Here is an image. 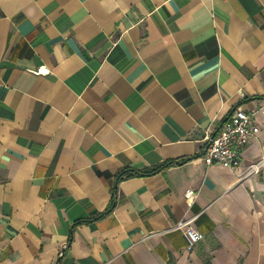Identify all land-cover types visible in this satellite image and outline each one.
<instances>
[{
	"label": "crops",
	"instance_id": "obj_1",
	"mask_svg": "<svg viewBox=\"0 0 264 264\" xmlns=\"http://www.w3.org/2000/svg\"><path fill=\"white\" fill-rule=\"evenodd\" d=\"M235 108L260 132L207 165ZM251 161L264 0H0V264H264Z\"/></svg>",
	"mask_w": 264,
	"mask_h": 264
},
{
	"label": "built area",
	"instance_id": "obj_2",
	"mask_svg": "<svg viewBox=\"0 0 264 264\" xmlns=\"http://www.w3.org/2000/svg\"><path fill=\"white\" fill-rule=\"evenodd\" d=\"M260 132V126L253 114L235 108L233 112L222 120L215 131L205 135L203 159L207 165L218 164L224 167L237 169L241 165V153L250 141ZM263 162L251 161L247 164L248 173H258ZM194 189H187L185 197L189 205L196 198ZM193 218L180 220L174 229L183 231L187 240V248L193 247L204 238V234L192 226Z\"/></svg>",
	"mask_w": 264,
	"mask_h": 264
},
{
	"label": "trees",
	"instance_id": "obj_3",
	"mask_svg": "<svg viewBox=\"0 0 264 264\" xmlns=\"http://www.w3.org/2000/svg\"><path fill=\"white\" fill-rule=\"evenodd\" d=\"M166 165V164H165ZM165 165H163V166H165ZM161 167H156V168H153V169H151L149 172H154V171H156V170H158V169H160ZM112 207H113V202L111 203V205L106 209V211H104L103 213H102V215H104L105 213H107V212H109L111 209H112Z\"/></svg>",
	"mask_w": 264,
	"mask_h": 264
}]
</instances>
